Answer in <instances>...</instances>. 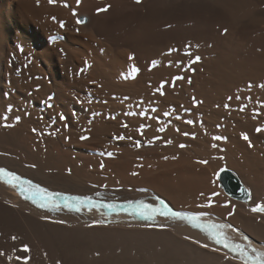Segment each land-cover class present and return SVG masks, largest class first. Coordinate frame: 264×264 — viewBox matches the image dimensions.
Wrapping results in <instances>:
<instances>
[{
  "label": "bare ground",
  "instance_id": "bare-ground-1",
  "mask_svg": "<svg viewBox=\"0 0 264 264\" xmlns=\"http://www.w3.org/2000/svg\"><path fill=\"white\" fill-rule=\"evenodd\" d=\"M0 168L60 194L41 206L0 176L1 217L101 264H245L170 212L264 253V0H0Z\"/></svg>",
  "mask_w": 264,
  "mask_h": 264
},
{
  "label": "rangeland",
  "instance_id": "rangeland-1",
  "mask_svg": "<svg viewBox=\"0 0 264 264\" xmlns=\"http://www.w3.org/2000/svg\"><path fill=\"white\" fill-rule=\"evenodd\" d=\"M0 222V264H9V257L2 252V248L10 246L18 249L19 259L16 258L15 261L17 264H101L97 262L101 256L92 252L89 255L84 251L82 242L69 235L48 231L39 233L30 230L31 228L22 221L12 223L1 216ZM25 248L28 251H25Z\"/></svg>",
  "mask_w": 264,
  "mask_h": 264
},
{
  "label": "snow or ice",
  "instance_id": "snow-or-ice-1",
  "mask_svg": "<svg viewBox=\"0 0 264 264\" xmlns=\"http://www.w3.org/2000/svg\"><path fill=\"white\" fill-rule=\"evenodd\" d=\"M140 0H137V3H139ZM49 3H54V0H49ZM106 11L107 9H103ZM78 23H81V21H77ZM61 27H63V24H61ZM132 59V57H130ZM199 60V57H196L193 62H196ZM155 64V62H154ZM133 71L136 72L138 69H136L133 66ZM51 107V105H49ZM61 119H64V117H61ZM35 131V129L33 130ZM257 131H260V129H257ZM120 139H123V137H120ZM215 139H222V137H215ZM244 139H247L245 136ZM181 147H184V145H181ZM203 163H207L206 161H203ZM0 176L7 177V183H9L12 187H19L21 190V193L25 196V199L31 198L33 203L37 202V198L41 201V206L44 204H47L49 202L53 203V207H58L59 205L53 201L54 196H59L58 193H50L47 189L40 188L39 185L32 184L30 180H23L20 176H17L15 173L9 172L6 169L0 168ZM32 191L31 197H29L26 193L28 191ZM213 195H218L217 193H214ZM64 201V207H68L70 211H77L79 212L81 208L86 204L89 206V210L93 207H106L108 209H115L117 207H120L119 205H113V204H100L96 205L90 197H71V196H63L62 197ZM130 208L133 209L132 215H139L142 218L150 219L154 215H166V213L159 208L154 207L151 204H145L143 201L140 202L139 205H129ZM203 207V205H202ZM253 212H264V205L257 206L256 208L252 209ZM170 214L173 217H178L182 220H187L189 223L192 224L193 227H200L202 231H205L209 237H211L216 244H222L223 247L228 248L230 251H237L238 255L244 257L245 264H264V253L257 252L255 248H252L251 251L255 253L254 256L248 255L245 249L241 248L239 244L231 243L230 238L227 237L223 233V229L226 227H231L230 225H224V224H210V225H204L199 222V218L204 215L203 213H194L190 216H183L180 213L170 212L167 213ZM206 247V245H203ZM25 251H28L27 248H25ZM2 254V253H0Z\"/></svg>",
  "mask_w": 264,
  "mask_h": 264
},
{
  "label": "water",
  "instance_id": "water-1",
  "mask_svg": "<svg viewBox=\"0 0 264 264\" xmlns=\"http://www.w3.org/2000/svg\"><path fill=\"white\" fill-rule=\"evenodd\" d=\"M220 180L227 193L244 201L248 200L246 190L230 172L224 171L220 176Z\"/></svg>",
  "mask_w": 264,
  "mask_h": 264
}]
</instances>
